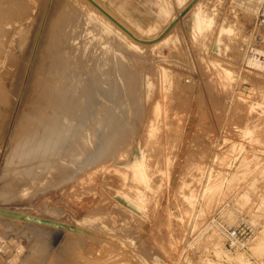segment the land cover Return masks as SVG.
Returning <instances> with one entry per match:
<instances>
[{
	"label": "rangeland",
	"instance_id": "1",
	"mask_svg": "<svg viewBox=\"0 0 264 264\" xmlns=\"http://www.w3.org/2000/svg\"><path fill=\"white\" fill-rule=\"evenodd\" d=\"M3 1L11 23L26 25L30 36L17 58L0 48V91L9 92L0 98V264H227L239 257L264 264V69L247 63L250 55L264 57L253 51H264V27L254 24L247 6L254 0H198L207 22L199 29L194 0H100L145 40L129 38L132 47L124 50L126 80L117 95L125 93L121 99L130 108L114 158L90 167L81 183L50 178L23 194V179L17 186L6 172L10 140L40 50L50 30L65 24L68 9L64 0ZM172 21L176 47L152 43ZM166 69L180 77L181 90H165ZM133 151L141 155L136 171L144 181L125 164ZM8 179L12 195L4 192ZM136 198L139 208L131 204ZM237 224L251 226L253 234L228 249L227 230ZM213 228L221 231L219 254L205 236ZM139 231L143 238L136 240ZM56 233L62 236L52 248ZM64 237L75 244L62 259L55 253Z\"/></svg>",
	"mask_w": 264,
	"mask_h": 264
},
{
	"label": "bare ground",
	"instance_id": "2",
	"mask_svg": "<svg viewBox=\"0 0 264 264\" xmlns=\"http://www.w3.org/2000/svg\"><path fill=\"white\" fill-rule=\"evenodd\" d=\"M197 1H192L190 7L198 4ZM4 2L0 0L1 53L12 52L17 58L16 52L24 51L28 43L30 29L20 22L11 23L7 14L9 7ZM64 2V6L68 9L66 22L63 26L50 30V38L40 50L39 63L34 69V79L30 87L29 97L14 127L11 140L9 138L11 146L7 155L6 172L7 176L13 174L14 179H12L16 181V184L20 182L19 179H23L21 181L22 186L19 185L21 194L29 191L32 186L34 187L35 182L41 183L50 178L60 181L71 179L81 183L83 176H86L90 167L100 165L105 160L113 159L112 148L121 137L120 127L125 122V116L130 108L121 99L127 97L126 94L122 92L119 96L117 95L118 86H123L126 80L125 64L128 60L124 50L132 47V43L128 42L129 38L141 41L144 39L134 35L139 32L131 33L133 30L130 31L125 26L127 24L123 25L124 23L112 11H109L110 9L105 7L107 5L103 6L100 0H64ZM259 2L260 0H254L250 3L247 1V6L254 11V17L257 16ZM12 12H10L11 15ZM193 16L195 28L199 29L204 23H207L201 16L200 4L196 6ZM173 22L167 23L168 25L156 36L154 35L155 37L150 41L157 43L158 46L176 47L177 37L171 31L175 24ZM261 26L264 27V21ZM131 27L133 28V26ZM226 29L224 26L220 28L221 32ZM5 35H7L6 38H4ZM221 41L219 35L215 40V45L219 46ZM253 51L255 54H264L263 50L256 47H253ZM250 56L247 58V63L264 69L263 56L262 59L255 55ZM162 78L165 82L166 91L183 88L180 77L173 75L167 69ZM2 85L5 87L3 82ZM5 90L7 93L8 90ZM3 92L0 91L1 99H4V96L6 97L9 93L5 95ZM2 101L6 102L7 99ZM190 121L191 118L189 123ZM140 156L138 151H133L132 158L125 164L135 171L138 181H144V173L136 171L142 165ZM102 158L106 159L102 160ZM9 180L6 181L7 185L4 189L6 194L15 191V189L13 192L11 191L15 185L12 183L11 186ZM124 197L127 202L126 196ZM136 200L137 198L133 199L131 204L134 208H139ZM86 221L90 224L94 222L92 219ZM27 228L29 229V227ZM48 231L51 232V230ZM220 232L219 229L213 228L205 235L208 241L214 245L217 254L223 251ZM40 233L44 235L45 232ZM47 233L49 232H46L44 236ZM61 236L60 233L53 234L51 241L47 237L49 246H54ZM64 238L66 242L56 246L55 253L56 257L62 259L66 258L67 255L69 256L68 251H65L66 248L69 249L75 244L70 238ZM142 238L139 231L135 239L140 240ZM49 246L46 247V250L51 249ZM242 260L243 258L239 257L234 263L228 262L227 264H243ZM206 264L223 263L206 260Z\"/></svg>",
	"mask_w": 264,
	"mask_h": 264
},
{
	"label": "built area",
	"instance_id": "3",
	"mask_svg": "<svg viewBox=\"0 0 264 264\" xmlns=\"http://www.w3.org/2000/svg\"><path fill=\"white\" fill-rule=\"evenodd\" d=\"M264 21V0H260L258 4V12L255 17L254 24L261 26ZM253 229L251 226L244 224H237L229 227L226 234L225 245L228 249H232L237 245H243L247 240L251 238Z\"/></svg>",
	"mask_w": 264,
	"mask_h": 264
}]
</instances>
